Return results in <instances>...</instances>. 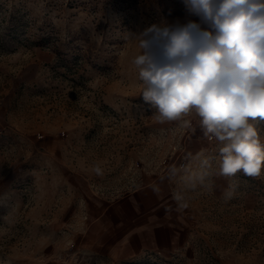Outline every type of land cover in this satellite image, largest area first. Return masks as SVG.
Segmentation results:
<instances>
[{
	"label": "rangeland",
	"instance_id": "1",
	"mask_svg": "<svg viewBox=\"0 0 264 264\" xmlns=\"http://www.w3.org/2000/svg\"><path fill=\"white\" fill-rule=\"evenodd\" d=\"M186 15L185 0H0V264H264V172L219 177L198 118L160 124L139 96L123 34ZM154 186L186 239L111 259L109 219L119 234Z\"/></svg>",
	"mask_w": 264,
	"mask_h": 264
},
{
	"label": "clouds",
	"instance_id": "2",
	"mask_svg": "<svg viewBox=\"0 0 264 264\" xmlns=\"http://www.w3.org/2000/svg\"><path fill=\"white\" fill-rule=\"evenodd\" d=\"M187 15L125 32L139 96L160 124L198 118L217 144V174L264 172V0H185ZM195 17V19H193ZM209 164L203 151L198 153ZM212 173L202 171L200 184ZM191 180L192 178L189 177ZM196 183L192 182V187Z\"/></svg>",
	"mask_w": 264,
	"mask_h": 264
},
{
	"label": "crops",
	"instance_id": "3",
	"mask_svg": "<svg viewBox=\"0 0 264 264\" xmlns=\"http://www.w3.org/2000/svg\"><path fill=\"white\" fill-rule=\"evenodd\" d=\"M140 193L147 195L144 203H135L128 211V218L121 224V232L110 226L111 213L117 209L109 208V257L114 260H128L146 253L168 255L186 239L183 228L171 223L177 220L178 209L172 197L155 186L145 188ZM176 212V213H175ZM119 219L118 216H115ZM118 219L115 221L117 222ZM116 234V235H115Z\"/></svg>",
	"mask_w": 264,
	"mask_h": 264
}]
</instances>
